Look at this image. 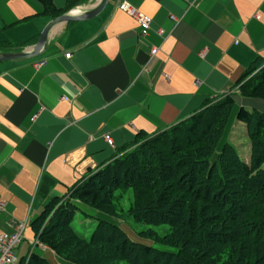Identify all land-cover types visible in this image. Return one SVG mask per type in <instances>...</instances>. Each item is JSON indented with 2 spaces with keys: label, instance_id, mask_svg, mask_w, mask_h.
I'll return each mask as SVG.
<instances>
[{
  "label": "crops",
  "instance_id": "1",
  "mask_svg": "<svg viewBox=\"0 0 264 264\" xmlns=\"http://www.w3.org/2000/svg\"><path fill=\"white\" fill-rule=\"evenodd\" d=\"M51 1L53 10L45 0H0V43L32 48L71 4ZM81 1L67 13L100 2ZM120 1L153 18L147 36ZM260 59L264 0H110L91 19L56 26L42 57L0 63V234L27 224L16 264L38 250L31 224L51 200L137 136L234 92Z\"/></svg>",
  "mask_w": 264,
  "mask_h": 264
},
{
  "label": "trees",
  "instance_id": "2",
  "mask_svg": "<svg viewBox=\"0 0 264 264\" xmlns=\"http://www.w3.org/2000/svg\"><path fill=\"white\" fill-rule=\"evenodd\" d=\"M80 2L82 1L71 0L68 9H71V7ZM45 5L47 9L53 10L51 0H45ZM66 10L65 12H59L56 16L67 13ZM0 51L2 53L22 51V47H16L10 43H0ZM260 62H264V59L257 60L253 68L259 67V65H261ZM252 69L249 70L246 75H248ZM252 82L253 80L251 81L250 78L244 80L242 84L244 83L245 85ZM246 86L247 85L244 87L245 89L247 88ZM249 88L251 87L249 86ZM219 97L222 96H218L217 98ZM222 101L223 102L219 103L216 102L217 104L214 105H212L214 102L211 103V101H209L210 106L207 107V104H205L204 107L195 112L191 117L157 133L150 141L152 146L150 148H141L142 153L137 152L125 156V158H121L117 160V162L104 167L94 175L89 176V174H87L84 181L82 180L83 182L78 185L74 191V197L77 200L84 201L88 205L100 209L102 207L101 199L104 198L106 187H110V189L113 190L120 187L142 188L146 191V197H149L147 201L149 203V209H155L153 207L156 205L170 203L166 202L168 201L167 197L180 186L177 185V180H175L177 176H184L187 181L193 184L196 183V181L199 182L198 184H203L207 180V184L205 183V191L208 193L205 199L201 200L203 203H201L199 207L190 206L188 218H184L179 221V223L177 222V227L174 230V245L183 251L182 253H159L151 247L132 243L126 239L122 231L105 222L99 223L94 229L90 239L78 236L77 233L73 231V224L67 223L71 217V213L72 216H74L75 207L71 203L67 205L62 204L58 207L54 215L49 219L47 225L41 229L43 223H45L46 219L49 217L47 215H49L51 208L57 206L61 200L60 198L51 200L44 212L32 222L31 227L34 231L35 238L43 245H49L57 252H59L60 247L67 244V237H70L68 232L69 229H71L75 235V237H73L74 240L82 243L85 247L94 246L96 243H101L104 239H111V241L115 243L119 240L122 244L121 251L125 252V256L132 253L142 255L145 264H219V262L222 261L219 256L223 255L220 247L232 244L231 259L228 257V259L221 262V264H247V259L251 257V254H249V245L264 243V223H255V225L253 224L251 226L248 224L250 222L246 221V218L238 217L239 214L229 216L225 210L227 207L238 209L236 207V199L241 201L243 210H240L245 213L250 212L255 205L262 203V197L264 195V175L257 174L255 178V176L251 174L252 171L257 169L258 164L254 165L255 169L252 171L251 169H247V167L237 159L238 157H236L235 152L231 151L232 148L226 146L219 156V160L222 163L220 169L221 174L218 172L217 177H213L212 173L210 177L207 178L204 172L207 169L209 170V157H199L195 155L196 157L178 158L176 153H178L179 150H175V146L178 147L177 145L172 144L171 147H165L171 144H163V147H161L159 144L165 140L173 141V135L176 132L188 133V135L191 136L190 140H194L196 143L205 142L209 134L212 133L208 114L212 111L215 115L219 110H222L223 106H231L234 104V100L231 97ZM205 103H208V99ZM256 114L255 111L251 112L242 107L238 110L237 120L250 124L252 120L254 121ZM259 117L261 118L259 115L256 118L253 131L255 134L260 133L263 135L264 126L262 120H259ZM213 140L214 138H211V141ZM214 141L212 143H214ZM216 142H218V140ZM189 145L190 144L186 147L189 148ZM261 147L262 143L256 144L255 150L259 152ZM240 170L243 171L240 172ZM168 171H170L169 174H167ZM139 195V200L142 204H145L143 196L141 194ZM210 195L212 197L214 196L212 201L209 199ZM69 207L72 208V211ZM139 210L140 211H136V215L138 218H141L142 221L147 222L148 217L152 218L153 215L148 214L150 212L149 210L148 212L145 209ZM158 213L160 214V212ZM155 214L160 217L159 214ZM170 225L174 226L173 224ZM53 231L58 234L57 240L53 239ZM225 235L227 236L224 237ZM241 250H244L245 253L249 255L248 258H244L246 262H242L239 258L237 259L238 253H241ZM250 253H252V256H257L255 252ZM27 257L29 259L28 264H49L46 259L34 250L30 252ZM217 257L219 259H217ZM21 262L22 260L20 263Z\"/></svg>",
  "mask_w": 264,
  "mask_h": 264
},
{
  "label": "rangeland",
  "instance_id": "3",
  "mask_svg": "<svg viewBox=\"0 0 264 264\" xmlns=\"http://www.w3.org/2000/svg\"><path fill=\"white\" fill-rule=\"evenodd\" d=\"M250 78L253 82L245 84L247 85V88L245 89V85L244 83L242 84V82ZM249 86L251 88H249ZM228 97H231L234 100L233 105L223 106L222 110H219L215 115L212 111L208 114L212 133L209 134L205 142L196 143V141L190 140L191 136L188 135V133L184 134L176 132L173 135V141L165 140L159 144L161 147H163V144H171L168 146L166 145L165 147H171L172 144L177 145L178 147L175 146V150H179V152L176 153L178 158H190L195 155H198L199 157H209V170L207 169L204 172L207 178H209L212 173L213 177H217L218 172L221 174L220 169L222 163L219 160V156L222 154L226 146L232 148L231 151L235 152L236 157H238L237 159H239L247 169H251L252 171L255 169L254 165L258 164L257 169L251 173L255 178L257 177V174L264 175V134H255L253 131L258 115L261 116V118L259 117V120H262L264 126V62H262L259 67L253 68L235 88L234 92L223 95L219 98H209L208 103L205 104H207L208 107L210 106L209 101H211V103L214 102L212 104L214 105L223 102L222 100L227 99ZM242 107L251 112L255 111V113H257L254 121L252 120L250 124L239 122L237 120L238 110ZM156 134L157 133L137 136L131 144L113 153L105 165L93 172H89V176L94 175L104 167L117 162V160L125 158V156L137 152L142 153L141 148H150L152 146L150 141L156 136ZM211 138H214V140L216 139L215 141L213 140L214 143H212L213 141H211ZM217 140L218 142H216ZM259 143H262V147L258 152L255 150V147L256 144ZM188 144H190L189 148L186 147ZM242 171L240 170V172ZM169 173L170 171L167 172V174ZM84 178H86V176ZM84 178L69 191L67 196L60 198L61 200L57 206L51 208L49 215H47L49 217L46 219L45 223H43L41 229L47 225L49 219L54 215L58 207L62 204L67 205L68 203H71L75 207L74 216H72L71 213V217L67 223L73 224V231H75L78 236L90 239L94 229L99 223L105 222L122 231L126 239L132 243L151 247L159 253H182L183 251L174 245V230L179 221L188 218L190 206H201V203H203L201 200H204L208 193L205 191V183L207 180L203 184H198L199 182L197 181L193 184L190 181H187L184 176H177L175 180H177V185L180 186L167 197L168 201L166 202L170 203L156 205L153 207L155 209H149V203L147 202L149 197H146V191L142 188L120 187L113 190L110 189V187H106L104 198L101 199L102 207L99 209L88 205L84 201L77 200L74 197L75 188L84 181ZM139 194L143 196L145 204H142L139 200ZM213 198L214 196L212 197L210 195L209 199L211 201ZM262 198V203L252 207L248 213L241 211L243 210V207L241 206V201L237 199L236 207L238 209L227 207L225 212L228 213L229 216L239 214L238 217L246 218V221L250 222L248 224L251 226L253 224L255 225V223H264V195ZM45 208L46 207H44L41 213L44 212ZM69 209L72 211L71 207H69ZM139 209H145L147 212L149 210L150 212L148 214H152V218L148 217L147 222L142 221V219L138 218L136 215V211H140ZM157 211L160 212V214ZM155 213L159 214L160 217L156 216ZM153 217L157 219H154ZM170 224H173L174 226ZM53 232V239L57 240L58 234H56L55 231ZM68 232L70 237H67V244L60 247L59 252L55 251L47 244L43 245L38 240L39 245L41 244L43 248L37 246L38 250L36 252L46 259L49 264H145L142 255L132 253L125 256V252L121 251L122 244L119 240L115 243L111 241V239H104L101 243H96L94 246L85 247L82 243L74 240L73 237H75V235L71 229H69ZM226 236L227 235L224 237ZM231 246L233 245L227 244L226 246L224 245L220 247L223 255L219 256L222 259L219 264L227 260L228 257L231 259ZM248 248L250 249V252H255L257 256H252V253L249 252L251 257L248 258L249 255L246 254L244 250H241V253H238L237 259L239 258L242 262H246L244 258H248L247 264H264V243L250 244ZM217 259L219 258L217 257ZM28 260V257H26L22 259L20 264H28Z\"/></svg>",
  "mask_w": 264,
  "mask_h": 264
},
{
  "label": "built area",
  "instance_id": "4",
  "mask_svg": "<svg viewBox=\"0 0 264 264\" xmlns=\"http://www.w3.org/2000/svg\"><path fill=\"white\" fill-rule=\"evenodd\" d=\"M117 9L137 20L141 36L145 37L148 35L151 25L153 23V18L151 16L141 13L137 8L132 6L127 1H120L117 4ZM171 19L175 20V18L173 17ZM159 34L161 36L165 35V30L160 29ZM158 52H159V47L153 48L151 50V57H154ZM66 57L70 58L71 54L67 53ZM44 63L45 62L42 61L39 64L42 65ZM105 139L107 144H109V146L114 145V142L110 136H105ZM4 209H5V204L2 201H0V211H3ZM15 228L16 230L13 233L0 234V264H16L18 262L16 250L25 239L27 224L25 222H20L15 225ZM37 246L42 247L41 244L39 245L38 241L35 242L34 247Z\"/></svg>",
  "mask_w": 264,
  "mask_h": 264
},
{
  "label": "water",
  "instance_id": "5",
  "mask_svg": "<svg viewBox=\"0 0 264 264\" xmlns=\"http://www.w3.org/2000/svg\"><path fill=\"white\" fill-rule=\"evenodd\" d=\"M110 0H100V2L92 9L83 11L79 14L66 13L54 18L42 31L37 43L30 49L23 50L20 52H8L0 53V63L16 61V60H25V59H34L42 57L47 49V44L51 31L58 25L68 22H77L91 19L97 16L103 11L107 6Z\"/></svg>",
  "mask_w": 264,
  "mask_h": 264
}]
</instances>
